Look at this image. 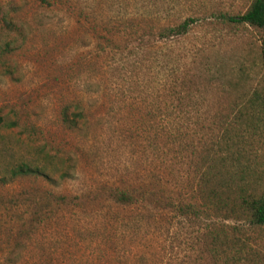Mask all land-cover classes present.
I'll list each match as a JSON object with an SVG mask.
<instances>
[{"label": "rangeland", "instance_id": "374dc122", "mask_svg": "<svg viewBox=\"0 0 264 264\" xmlns=\"http://www.w3.org/2000/svg\"><path fill=\"white\" fill-rule=\"evenodd\" d=\"M46 2L0 0L16 27L0 22V171L33 159L58 180L0 184V264H264L247 211L264 193V32L218 17L250 0ZM116 185L154 195L120 206Z\"/></svg>", "mask_w": 264, "mask_h": 264}, {"label": "trees", "instance_id": "16d2710c", "mask_svg": "<svg viewBox=\"0 0 264 264\" xmlns=\"http://www.w3.org/2000/svg\"><path fill=\"white\" fill-rule=\"evenodd\" d=\"M40 2L47 4L46 0H39ZM15 15H9L7 12L0 14V22L3 23L6 29L12 30L11 28H16L12 26L9 28L10 24L12 23V20L15 19ZM219 19L223 20L225 23L229 24H240V25H248L251 27H255L258 29H261L264 32V0H250L248 6L245 8V10L241 13L236 14H228V13H219L218 14ZM197 21V18L194 16H186L182 18L180 21L176 22L173 25L166 26L162 25L159 26L156 29L155 32V38L157 40L162 39H169L174 37H180L185 35L189 30L190 27ZM134 26H124L125 31H134ZM259 56H260V62L264 69V38L260 41L259 45ZM94 84L91 82L86 83V89L87 93H95V90H92L91 87ZM176 95V99H180L178 96V92L174 93ZM173 95V96H174ZM89 98V97H88ZM86 98L85 101H88L89 99ZM88 99V100H87ZM261 107L264 109V102L260 101L258 104V107ZM157 113H162L163 116H168L171 113H175L177 116V113L181 112V109L175 108L172 109L170 107L166 108H159V106L156 108ZM147 113L149 116H155L151 114L149 110H147ZM82 118V127L84 126V123L86 122V117L84 114V106L82 105V115L81 110L74 105L72 110L69 109V106L65 105L60 110V119L61 123L66 128H74L77 125H79L78 121ZM167 118V117H165ZM0 124H5L8 126H13L14 122L11 120H8L6 117L0 115ZM171 134H166V137H170ZM171 138V137H170ZM45 146H40L37 150V153L43 154L44 157L49 156V153L45 151ZM61 164L64 162V160L60 159ZM60 164V165H61ZM62 167H65L62 164ZM68 175V169L62 170V172L58 175L62 178L64 176ZM23 176H33V177H40L44 180H46L52 187H57L58 180L56 178H53L47 170L44 168L43 165L38 164L35 160H27V159H19L18 161L14 162L10 166L4 167L0 171V184H7L10 181H13L15 179H18ZM151 192L147 189H143L140 186H113L109 188V198L117 205L120 206H131L135 205L138 202H141L140 200L144 197H150ZM53 197L55 199L54 204L58 205L60 203L65 202V198L61 194L53 193ZM177 208V206L175 207ZM247 211L250 216V220L254 224H264V193L256 198H251L247 201Z\"/></svg>", "mask_w": 264, "mask_h": 264}]
</instances>
